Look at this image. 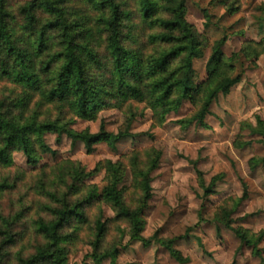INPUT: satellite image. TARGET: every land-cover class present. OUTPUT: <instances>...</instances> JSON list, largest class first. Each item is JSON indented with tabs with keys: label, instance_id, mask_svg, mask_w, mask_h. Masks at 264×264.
<instances>
[{
	"label": "trees",
	"instance_id": "trees-1",
	"mask_svg": "<svg viewBox=\"0 0 264 264\" xmlns=\"http://www.w3.org/2000/svg\"><path fill=\"white\" fill-rule=\"evenodd\" d=\"M219 2L228 13L238 8L236 0ZM186 15V0H0V264H69V254L84 245L91 260L118 264L122 225L130 242L148 246L155 240L178 263L188 261L175 239L142 235L161 150L134 149L116 161L99 160L89 171L71 159L40 164L39 155V149L54 153L47 134L56 143L68 139L72 147L80 142L89 154L100 143L115 151L144 110L157 127L186 101L196 110L177 123L205 127L212 103L241 79L235 63L257 60L264 38L245 40L230 56L223 51L226 35L214 40L206 75L197 81L193 61L202 57L207 41ZM105 109L123 114L116 132L103 121L93 132L73 128L77 119L95 121ZM255 120L241 122L234 147L252 144L244 140L245 130L264 136L263 120L258 115ZM14 152L24 154L27 168L14 163ZM248 164L253 170L264 157H251ZM195 171L203 190L199 197L214 194L223 175L206 183L203 172ZM98 172L101 187L86 182ZM236 201L225 200L213 213L216 230L225 226L239 248H250L262 262V235L232 225ZM102 203L111 218H103Z\"/></svg>",
	"mask_w": 264,
	"mask_h": 264
},
{
	"label": "rangeland",
	"instance_id": "rangeland-1",
	"mask_svg": "<svg viewBox=\"0 0 264 264\" xmlns=\"http://www.w3.org/2000/svg\"><path fill=\"white\" fill-rule=\"evenodd\" d=\"M219 1L186 0L187 20L207 41L202 57L193 61L197 81L206 75L205 65L214 40L225 34L223 51L230 56L239 51L245 40L264 38V0H236L238 8L232 13H228ZM203 9L210 19L207 26ZM235 65L241 79L228 94L218 95L205 118V127L194 123L183 127L177 123L196 110L187 101L157 127H151V112L146 109L134 118L128 130L130 136L120 140L115 151L100 143L89 154L80 142L72 147L68 139L56 143L55 136L47 134L46 142L54 153L39 149L40 164L52 165L62 159H71L79 161L89 171L102 159L116 161L120 155L134 149H159L162 154L158 168L152 173V197L143 214L142 235L175 239L174 247L188 258L183 264H264L250 248H239L238 238L225 226L220 224L217 232L212 220L213 213L225 200L231 202L233 199L232 204L240 200L230 216L232 225L242 226L256 237L262 235L258 247L264 259V164L253 170L248 164L251 157H264V136H251L245 130L242 132L244 140L251 139L252 144L243 148L233 146L242 121L255 124L258 115L264 122V53L254 62L243 60L241 65L239 62ZM101 121L106 129L116 132L124 117L119 110L105 109L98 113L95 121L77 119L73 128L78 131L88 128L93 132ZM12 158L17 166L27 168L22 152H14ZM195 167L203 172L206 183L216 174L223 175L215 186V193L205 199L199 197L203 190L197 182ZM130 181L127 171L125 185ZM86 182L101 187L103 172L87 178ZM101 207L104 219L113 216L107 205L102 203ZM121 227L118 264H180L155 240L148 246L130 242L126 227ZM89 251L85 245L73 251L68 263L109 264L108 259L91 260L86 256Z\"/></svg>",
	"mask_w": 264,
	"mask_h": 264
}]
</instances>
